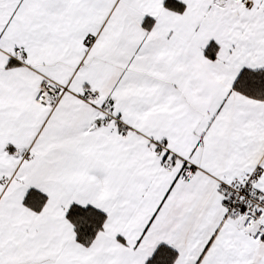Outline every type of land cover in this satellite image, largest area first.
<instances>
[{
	"label": "snow or ice",
	"instance_id": "6c2138e0",
	"mask_svg": "<svg viewBox=\"0 0 264 264\" xmlns=\"http://www.w3.org/2000/svg\"><path fill=\"white\" fill-rule=\"evenodd\" d=\"M0 264H264V0H0Z\"/></svg>",
	"mask_w": 264,
	"mask_h": 264
}]
</instances>
